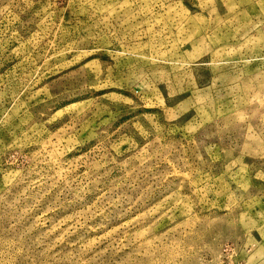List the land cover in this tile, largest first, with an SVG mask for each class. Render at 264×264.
I'll return each mask as SVG.
<instances>
[{
    "label": "rangeland",
    "instance_id": "rangeland-1",
    "mask_svg": "<svg viewBox=\"0 0 264 264\" xmlns=\"http://www.w3.org/2000/svg\"><path fill=\"white\" fill-rule=\"evenodd\" d=\"M0 264H264V0H0Z\"/></svg>",
    "mask_w": 264,
    "mask_h": 264
}]
</instances>
